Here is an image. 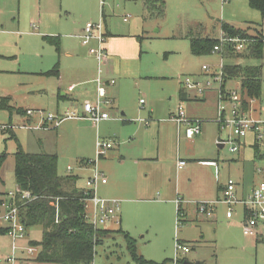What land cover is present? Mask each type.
<instances>
[{"label": "rangeland", "instance_id": "obj_1", "mask_svg": "<svg viewBox=\"0 0 264 264\" xmlns=\"http://www.w3.org/2000/svg\"><path fill=\"white\" fill-rule=\"evenodd\" d=\"M163 2L164 11L159 13L157 5L148 12L143 0H0V98L9 96L15 109L41 113L30 117L22 110L26 119H36L23 124L20 114L0 109V125L7 124L0 133V198L18 190L14 176L18 147L26 153L55 154L57 174L77 176V184L84 185V178L92 174L96 141H110L112 149L97 161L108 183L99 185L97 194L105 199L114 194L130 201L121 200V224H106L112 232L100 238L89 264H137L121 230L130 234L145 264H184V260L190 264H264V236L257 241V237L244 234L239 226V205L234 206L232 219L226 218L227 206L222 203L214 204L211 217L195 218L193 214L196 203L219 199L218 187L228 178L239 182L247 193L261 165L254 148L249 147L250 135L238 152L230 151L228 145L218 147L230 129L217 126V88L221 85L224 92L241 94L240 81H214L204 99L200 95L199 99L181 101L186 117L202 121L199 136L186 139L183 125L178 127L172 119L180 103L181 80L204 83L209 75L220 74L221 63L231 62L217 52L193 55L189 37L217 39L224 22L256 41L260 35L249 25L260 24L264 32V19L247 0ZM88 22L100 24L101 32L107 31L113 38L109 57L100 65L87 53L97 47V41L91 39L85 46L77 36ZM54 37L59 40L58 48ZM262 53L259 59L234 61L260 65L257 105L264 108V49ZM203 65L209 71L202 70ZM54 67L58 74H49ZM83 69L94 78L99 74L102 81L114 80L107 88L111 105L101 104L109 118L96 126L87 119L67 118L56 128L51 124L35 128L39 117L47 113L75 112L72 98H78L77 106L87 98L84 93L94 91L89 75L75 74L74 70ZM179 158L187 161L177 171ZM202 159L216 160L217 168L200 164ZM141 184L145 186L141 193L119 195ZM177 199L187 215L177 216ZM4 212V207L0 208V264H58L35 261L36 252L29 256L31 261L20 263L26 259L21 255H26L29 242L41 239L42 228L32 226L24 238L14 239L5 230L10 223L2 218ZM261 230L264 233V225ZM177 242L189 249L185 255L178 251V261ZM13 246L16 260L11 262L7 258L12 257Z\"/></svg>", "mask_w": 264, "mask_h": 264}, {"label": "built area", "instance_id": "obj_2", "mask_svg": "<svg viewBox=\"0 0 264 264\" xmlns=\"http://www.w3.org/2000/svg\"><path fill=\"white\" fill-rule=\"evenodd\" d=\"M82 44L86 45L91 39H96L97 47L90 48L89 53L93 54L97 60L98 65L106 60V52L102 47L104 40L103 33L101 32L100 24L86 23L83 32L79 35ZM254 42L251 37H239V36H227L226 33L221 30L218 37V43L213 46L212 52L222 54L224 46L228 44L232 45L234 51H243L248 43ZM264 42V40H263ZM220 74H211L204 83L198 81H192L189 78L184 79V86L186 88H193L198 94H202L207 88H211L214 81H219L221 84L224 80L223 76V64H220ZM202 70L209 71V67L202 66ZM96 98L94 101H84L81 104L82 115L75 112H64V114L57 116L51 113H47L44 117H39V122L35 128L44 127L45 124H51L56 127L62 120L67 118H81L91 121L94 125L99 122L107 120L109 115L107 112L102 111L101 104L109 103L106 99V85H111L114 80L102 81L97 75L96 79ZM218 91V117L217 124L221 130L229 128L230 135L226 140H220L219 144L228 145L230 151L237 152L240 147L245 145V138L250 135L251 145L255 149V156L261 161V165L256 168L258 175V181L250 188L245 196L239 197L236 193V184L234 180L228 178L221 191L220 198L211 203L201 202L196 205V213L199 216L211 217L213 216L214 204L222 203L227 206L226 217H232L234 213V206L239 205L242 208L243 218L241 220V227L247 236H259L261 237L263 231L261 230L264 225V108L257 105L258 101L254 98L243 99L242 94H238L237 91L224 92L221 85L217 88ZM105 99V100H104ZM227 107H225V103ZM26 114L30 117L33 115H41L36 110L26 109ZM172 119L177 123H181L185 126L184 134L186 138L191 139L201 132V121L199 119H190L185 117L182 107L177 108V113L172 116ZM48 126V125H47ZM7 126L5 124L0 125V133ZM222 142V143H221ZM112 142L97 140L96 141V159L93 160L92 174L88 176L84 181V186L81 189L83 194V206H84V218L93 226L105 225L109 221H113L116 224L119 223L118 211L119 201L117 199H105L101 198L97 194L98 184L106 183L107 179L104 174L98 169L97 161L99 158L105 156L107 151L111 149ZM90 163V161H88ZM184 161L179 160L177 163L178 168L184 165ZM68 171H71V167H67ZM20 194L22 200H29L31 195L27 191L16 190L15 193L8 192V201L2 202L1 205L5 208V212L2 218L10 223L7 228V233L14 239H22L25 236L26 229L20 222L18 216V208L15 204L16 194ZM177 206L181 204V199L176 200ZM181 215L182 212L180 211ZM180 215V216H181ZM179 216V217H180ZM178 223V219H177ZM183 253L188 252V247L181 243H176V258L178 251ZM15 247H12V257L7 259L11 262L16 260ZM26 255H31L35 252V248L28 246L26 249ZM22 253H24L22 251ZM19 259V258H18Z\"/></svg>", "mask_w": 264, "mask_h": 264}, {"label": "trees", "instance_id": "obj_3", "mask_svg": "<svg viewBox=\"0 0 264 264\" xmlns=\"http://www.w3.org/2000/svg\"><path fill=\"white\" fill-rule=\"evenodd\" d=\"M227 1V0H223ZM250 7L260 12L264 19V0H247ZM148 12L157 5L159 13L164 11L163 0H143ZM227 36L249 37L244 30L235 28L227 23L221 24ZM254 43H248L241 52L234 51L232 45L224 46L222 55L230 63L223 64V76L236 78L240 81L243 99L254 98L260 101L261 67L260 65L240 64L238 59H259L264 49V36H258ZM218 38L190 36L189 46L193 55L212 53L213 46ZM54 45L58 48V42ZM234 59H237L234 61ZM56 75L54 67L48 72ZM0 109L12 114H23L22 109L14 108L9 97L0 98ZM13 137V134L10 135ZM4 155V154H3ZM57 156L48 153H26L20 147L15 153L14 176L18 190L30 193L29 200H22L20 194L15 197L20 222L25 229L32 226L42 228V237L39 241H30L29 245L38 248L35 261L53 262L58 264H89L95 253V246L106 230L93 227L84 218L83 194L75 187V178L61 177L57 174ZM181 207L177 206L179 217ZM180 220L178 219V222ZM128 250L137 264L147 263L138 256L134 240L124 234ZM151 264H157L152 263Z\"/></svg>", "mask_w": 264, "mask_h": 264}, {"label": "crops", "instance_id": "obj_4", "mask_svg": "<svg viewBox=\"0 0 264 264\" xmlns=\"http://www.w3.org/2000/svg\"><path fill=\"white\" fill-rule=\"evenodd\" d=\"M227 1H229V0H227ZM225 2V1H224ZM222 23H224V22H222ZM222 23H220V25L222 24ZM84 28V27H83ZM83 28L80 30V34H78L77 36L79 37V35H81L82 34V32H83ZM249 28L252 30V31H255L256 33H257V35H263L264 36V32H263V30H262V25H256V24H251V25H249ZM103 36H104V40L106 41V39L107 40H109V43L107 44V43H105L104 42V40H103V43H102V47L104 48V50H105V52H106V55H107V57H106V59L109 57V53H108V47H111V48H113V46H114V44H112V40H113V38L110 36V34L107 32V31H105V32H103ZM54 38H56L57 39V37H54ZM94 39V38H93ZM96 40V39H95ZM59 40L57 39L56 41H53V44L55 43V42H58ZM88 44H89V42H88ZM88 44H86V45H88ZM85 45V46H86ZM58 46H59V42H58ZM87 53L88 54H91V53H89V49H88V51H87ZM93 55V54H92ZM106 61V60H105ZM75 71V74L77 73V71H78V73H77V75L78 76H84V75H89V79H88V81H90L89 83H90V87L92 86V87H94V91L91 93V94H89V93H84V95H87V98L84 100V101H93V100H95V98H96V82H95V79L96 78H94L93 77V74H91V72H89V70L88 69H85V71H84V69L83 70H80V71H82V72H80L79 70H74ZM84 72V73H83ZM58 74V73H57ZM56 74V75H57ZM93 79H94V81H93ZM233 79H236V78H233ZM183 82H184V79L183 80H181L180 81V84H181V86L179 87V89H178V92H177V95H178V98H179V100H180V103L178 104V107L179 106H181L182 107V110H183V113H184V109H183V105H182V103H181V101H183V100H186V99H199V97H200V95L203 97V99H204V95H205V93L207 92V90H209V89H211V88H207V89H205L204 91H203V93L202 94H198L197 92H196V90L195 89H193V88H191V89H189V88H186L185 86H184V84H183ZM113 84H115V82L113 83ZM113 84H111V85H113ZM240 84V83H239ZM111 85H106V99L109 101V103H105V104H110L111 105V100L110 99H108L107 98V88L109 87V86H111ZM72 89V86H69L68 87V90H71ZM64 95H66L65 93H62V96H64ZM7 97H9V96H7ZM90 99H89V98ZM10 98V97H9ZM77 100H78V98H72V102H74V107H76V109L77 110H75V112H77V113H79L80 115H82V108H81V104L84 102H82V103H80L79 105L77 104V106H76V104L75 103H77ZM104 104V103H103ZM73 105V104H72ZM177 107V108H178ZM16 108H19V107H16ZM20 109H22V110H26V108L24 109V108H20ZM28 109V108H27ZM30 109V108H29ZM102 111H105V110H103L102 109ZM106 112V111H105ZM177 113V112H176ZM176 113H173V115H175ZM21 115V114H20ZM172 115V116H173ZM185 115V114H184ZM22 116V123L24 122H31V121H35L36 122V119H34V118H30V119H26L25 117H23V115H21ZM186 117V116H185ZM188 118V117H187ZM78 119V118H77ZM191 119V118H190ZM38 121V120H37ZM176 124H177V126L178 127H181L183 124H179V123H177L175 120H173ZM201 121V120H200ZM23 123V124H24ZM93 124V123H92ZM5 125H7V124H5ZM47 125H49V124H45L44 125V127H47ZM94 125V124H93ZM201 132H202V121H201ZM96 126V125H95ZM218 126V125H217ZM43 127V128H44ZM183 127H184V129H185V126L183 125ZM53 128H56V127H53ZM180 129V128H179ZM218 129H220L219 128V126H218ZM201 132L198 134V135H196V136H199L200 134H201ZM183 136L186 138V136H185V134H184V131H183ZM195 137V136H194ZM186 139H188V138H186ZM192 139V138H191ZM190 140V139H189ZM114 143V142H113ZM253 147L252 145H249V147ZM219 147V146H218ZM222 147H223V145H222ZM222 147H219V148H222ZM245 147V145H243L242 147H240L239 148V150L241 149V148H244ZM254 148V147H253ZM111 149H112V147H111ZM238 150V151H239ZM255 150V149H254ZM237 151V152H238ZM254 156H255V151H254ZM256 157V156H255ZM100 159V158H99ZM179 160H182V161H184L185 163H184V165L181 167V168H178V166H177V163H178V161ZM186 161L187 160H185V159H182V158H179L178 160H176V162H175V165H176V169H177V171H179V170H182L183 169V167L186 165ZM198 162H200V164H202V165H209V166H214L215 168H217V162H216V160H214V159H207V160H198ZM98 167V166H97ZM99 169V168H98ZM100 170V169H99ZM101 171V170H100ZM91 172H92V170H91ZM103 174H104V176L106 177V179H107V176L105 175V173L103 172V171H101ZM217 172V171H216ZM256 174V177L253 179V181H252V183H251V185H250V187H249V189H248V191L250 190V188L258 181V175H257V173H255ZM91 175V174H90ZM90 175H88V176H90ZM87 176V177H88ZM73 178H75L74 180H75V183H74V185H75V187L76 188H78V189H82L83 188V186L84 185H79V184H77V182H78V177L77 176H72ZM87 177H85L84 178V181H85V179L87 178ZM235 182V184H236V186H235V188H236V193H237V195L239 196V197H242V196H245L247 193H245L244 192V188H243V186L242 185H240L239 184V182H236V181H234ZM108 183V179H107V181H106V183H104V184H98V186L99 185H101V186H104V185H106ZM224 184L225 183H221L220 185H219V187H218V190H219V193H220V196H221V191H222V188L224 187ZM97 189H98V187H97ZM143 190H145V186L144 185H138V187H134V189H128V190H125V191H122V193H119V195H127V194H130V193H132V192H135L136 194L138 193H141ZM7 194L8 193H6L5 194V196H4V198L2 199V198H0V208H3V206L1 205V203L2 202H6V201H8V197H7ZM110 197L111 198H108V199H117L118 201H119V211H118V217H119V223L118 224H116L115 222H113V221H109V222H107L106 224H109V223H113V224H115V225H117V226H119L120 224H121V217H120V202H121V200H124L125 201V203H128V201H130V199L129 198H124V197H119L118 195H114V194H111L110 195ZM6 198V200H4ZM220 198V197H219ZM176 205H177V203H176ZM196 205H197V203L194 205V207H193V214H194V216H195V218L196 217H204V216H199L197 213H196ZM180 207H181V212H182V215L183 216H185V215H187V211L185 210V209H183L182 208V205L180 204ZM241 208V207H240ZM5 209V208H4ZM241 214H242V218H243V212H242V208H241ZM226 216V215H225ZM235 216V214L233 213V215H232V217H230V218H227V219H232L233 217ZM182 221V220H181ZM106 224L105 225H103V227H101V229H104V230H106V232H107V234L109 233V232H112L111 230H110V227H107L106 226ZM239 226H241V221H239ZM1 230H4V229H1ZM5 230H7V228L5 229ZM120 230H121V228H120ZM119 230V231H120ZM123 235L124 234H128V235H130L128 232H123L122 230L120 231ZM264 234V233H263ZM264 235H262L261 237H259V236H256L257 237V241H260L261 239H262V237H263ZM131 237V236H130ZM255 237V236H254ZM35 248V247H34ZM37 251V249H35V252ZM189 252V251H188ZM188 252H186V253H188ZM186 253H183L182 252V254L183 255H185ZM23 254V253H22ZM32 255V254H31ZM31 255H21V256H25L26 257V259H23V260H20L19 262L20 263H24L25 261H31V257H29V256H31ZM28 256V257H27ZM19 258H21V257H19ZM32 259H34V257H32ZM177 261H178V258L176 259ZM183 263L184 264H190V262H188L187 260H184L183 261ZM196 264H199V263H196Z\"/></svg>", "mask_w": 264, "mask_h": 264}, {"label": "water", "instance_id": "obj_5", "mask_svg": "<svg viewBox=\"0 0 264 264\" xmlns=\"http://www.w3.org/2000/svg\"><path fill=\"white\" fill-rule=\"evenodd\" d=\"M219 147H222V144H218Z\"/></svg>", "mask_w": 264, "mask_h": 264}]
</instances>
